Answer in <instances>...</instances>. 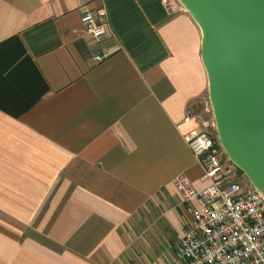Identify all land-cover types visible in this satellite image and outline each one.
Listing matches in <instances>:
<instances>
[{
	"label": "crops",
	"instance_id": "obj_1",
	"mask_svg": "<svg viewBox=\"0 0 264 264\" xmlns=\"http://www.w3.org/2000/svg\"><path fill=\"white\" fill-rule=\"evenodd\" d=\"M102 5L95 64L79 9ZM207 88L178 0H0V264H131L126 233L154 216L143 261L174 262L173 180L208 184L184 137Z\"/></svg>",
	"mask_w": 264,
	"mask_h": 264
},
{
	"label": "water",
	"instance_id": "obj_2",
	"mask_svg": "<svg viewBox=\"0 0 264 264\" xmlns=\"http://www.w3.org/2000/svg\"><path fill=\"white\" fill-rule=\"evenodd\" d=\"M201 31L221 148L264 195V0H178Z\"/></svg>",
	"mask_w": 264,
	"mask_h": 264
},
{
	"label": "built area",
	"instance_id": "obj_3",
	"mask_svg": "<svg viewBox=\"0 0 264 264\" xmlns=\"http://www.w3.org/2000/svg\"><path fill=\"white\" fill-rule=\"evenodd\" d=\"M79 14L84 33L94 43V63H101L108 55L101 51V43L110 33L106 7L83 6ZM204 111L202 128L184 137L208 184L196 189L183 173L173 180L178 205L188 215L175 243V259L179 264H264V195L239 184L240 173L215 134L208 98ZM191 118L187 114L184 120Z\"/></svg>",
	"mask_w": 264,
	"mask_h": 264
},
{
	"label": "rangeland",
	"instance_id": "obj_4",
	"mask_svg": "<svg viewBox=\"0 0 264 264\" xmlns=\"http://www.w3.org/2000/svg\"><path fill=\"white\" fill-rule=\"evenodd\" d=\"M239 175V184L241 186L243 185H248V187H250V184L248 182V180L246 179V177L243 174H238ZM178 203L180 202V200H177ZM177 203V204H178ZM175 205V203H174ZM142 225L139 228L134 229V231L132 233H126V247H125V251H124V255L128 256L130 258V263L131 264H147L145 263L144 256H148L150 255V253L148 252V244H145V242L143 241V237H145L146 232L151 229L156 230L159 222V216H154V217H149L146 218V220H142ZM157 226V227H156ZM156 228V229H155ZM175 240L174 243H172V247H169V252L172 254L173 256V260L169 257V261H166V259L164 261H166L167 264H176V260L174 258V247H175V243L177 240V236L175 235ZM149 253V254H148ZM148 254V255H147ZM150 262L153 263L154 260L150 259Z\"/></svg>",
	"mask_w": 264,
	"mask_h": 264
},
{
	"label": "trees",
	"instance_id": "obj_5",
	"mask_svg": "<svg viewBox=\"0 0 264 264\" xmlns=\"http://www.w3.org/2000/svg\"><path fill=\"white\" fill-rule=\"evenodd\" d=\"M240 174H242V172L240 170H238Z\"/></svg>",
	"mask_w": 264,
	"mask_h": 264
}]
</instances>
